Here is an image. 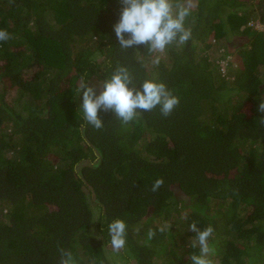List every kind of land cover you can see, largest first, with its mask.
<instances>
[{"label": "trees", "instance_id": "trees-1", "mask_svg": "<svg viewBox=\"0 0 264 264\" xmlns=\"http://www.w3.org/2000/svg\"><path fill=\"white\" fill-rule=\"evenodd\" d=\"M193 3L187 44L149 54L120 48L118 0H0L13 35L0 44V264H58V247L77 264H191L192 222L214 227V264H264V30L250 25H264V0ZM118 65L179 105L87 125L81 76L99 91ZM115 219L128 225L119 252Z\"/></svg>", "mask_w": 264, "mask_h": 264}, {"label": "clouds", "instance_id": "clouds-1", "mask_svg": "<svg viewBox=\"0 0 264 264\" xmlns=\"http://www.w3.org/2000/svg\"><path fill=\"white\" fill-rule=\"evenodd\" d=\"M122 6L119 20L114 24L115 36L121 49L143 45L149 54H163L171 45L182 46L192 38L190 28L185 21L191 15L194 7L193 0H118ZM13 38V35L4 28H0V44ZM160 55L152 60L159 65ZM81 76L77 87V95L82 98L79 112L84 122L99 130L104 127L101 112H111L123 124L136 120L143 112H150L159 107L164 117L171 115L179 105L180 98L163 82L154 79H145L137 85L133 74L128 67L118 65L109 78L99 84H92ZM256 111L258 124L264 127V100H260ZM84 125H81L83 127ZM164 181L158 178L152 185L151 191H158ZM168 225L159 228L164 232ZM189 230L195 233L190 246L198 248L189 259L191 264H214L210 258L214 249L210 240L214 238L215 229L212 225L200 229L195 222L189 225ZM94 231V230H93ZM110 245L114 251L124 249L128 236V225L123 219H115L108 225ZM156 232L149 229L147 238L153 239ZM58 264H77L71 251L58 247Z\"/></svg>", "mask_w": 264, "mask_h": 264}, {"label": "rangeland", "instance_id": "rangeland-1", "mask_svg": "<svg viewBox=\"0 0 264 264\" xmlns=\"http://www.w3.org/2000/svg\"><path fill=\"white\" fill-rule=\"evenodd\" d=\"M250 25L251 26L254 25L255 29H257V30H264V25L260 24L259 22H252V23H250ZM234 59H236V58H234ZM221 65H222L223 70H224L225 66H226V62H222ZM110 249L113 250V248L111 246H110Z\"/></svg>", "mask_w": 264, "mask_h": 264}]
</instances>
